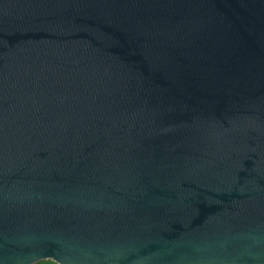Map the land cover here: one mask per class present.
Listing matches in <instances>:
<instances>
[{
	"label": "water",
	"instance_id": "1",
	"mask_svg": "<svg viewBox=\"0 0 264 264\" xmlns=\"http://www.w3.org/2000/svg\"><path fill=\"white\" fill-rule=\"evenodd\" d=\"M264 264V0H0V264Z\"/></svg>",
	"mask_w": 264,
	"mask_h": 264
},
{
	"label": "trees",
	"instance_id": "2",
	"mask_svg": "<svg viewBox=\"0 0 264 264\" xmlns=\"http://www.w3.org/2000/svg\"><path fill=\"white\" fill-rule=\"evenodd\" d=\"M38 264H54V263L51 261H47V262H42V263H38Z\"/></svg>",
	"mask_w": 264,
	"mask_h": 264
}]
</instances>
